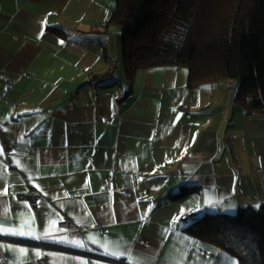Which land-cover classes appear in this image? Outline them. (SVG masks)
<instances>
[{"label": "crops", "instance_id": "1", "mask_svg": "<svg viewBox=\"0 0 264 264\" xmlns=\"http://www.w3.org/2000/svg\"><path fill=\"white\" fill-rule=\"evenodd\" d=\"M115 3L0 0V264H240L187 227L264 204V111L177 65L129 80Z\"/></svg>", "mask_w": 264, "mask_h": 264}, {"label": "trees", "instance_id": "2", "mask_svg": "<svg viewBox=\"0 0 264 264\" xmlns=\"http://www.w3.org/2000/svg\"><path fill=\"white\" fill-rule=\"evenodd\" d=\"M115 1L104 27L121 30L129 80L139 69L177 65L188 70L190 87L239 82L236 101L248 113L264 111V0ZM187 231L234 253L240 264H264V204L234 215L206 213Z\"/></svg>", "mask_w": 264, "mask_h": 264}, {"label": "built area", "instance_id": "3", "mask_svg": "<svg viewBox=\"0 0 264 264\" xmlns=\"http://www.w3.org/2000/svg\"><path fill=\"white\" fill-rule=\"evenodd\" d=\"M4 151L6 154H9L11 152V148L9 146H7L6 144L4 145ZM124 193H128V192H124ZM20 197L22 199H26L29 200L31 203L32 207H37L38 206V200H39V194H34V193H21ZM58 223L61 227H65V228H70L72 227V223L70 222V220L64 216H60L58 219ZM85 228L84 226H78V228H76L75 231H70V233L74 236H79V233L84 231Z\"/></svg>", "mask_w": 264, "mask_h": 264}, {"label": "snow or ice", "instance_id": "4", "mask_svg": "<svg viewBox=\"0 0 264 264\" xmlns=\"http://www.w3.org/2000/svg\"><path fill=\"white\" fill-rule=\"evenodd\" d=\"M257 207H259V205H257ZM14 234L30 236V237H33L35 239L49 238V233L47 231L43 232L41 235H37L34 230L28 231V232H19V233H14ZM68 242L74 243V244H80L81 243L79 241H68ZM21 251H23V250H21ZM113 254H115V253H113Z\"/></svg>", "mask_w": 264, "mask_h": 264}, {"label": "rangeland", "instance_id": "5", "mask_svg": "<svg viewBox=\"0 0 264 264\" xmlns=\"http://www.w3.org/2000/svg\"><path fill=\"white\" fill-rule=\"evenodd\" d=\"M122 56V55H121Z\"/></svg>", "mask_w": 264, "mask_h": 264}]
</instances>
